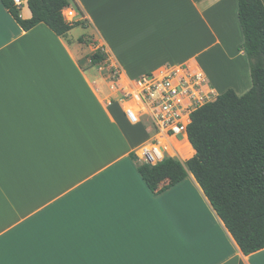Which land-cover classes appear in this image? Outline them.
Listing matches in <instances>:
<instances>
[{
	"label": "crops",
	"instance_id": "crops-1",
	"mask_svg": "<svg viewBox=\"0 0 264 264\" xmlns=\"http://www.w3.org/2000/svg\"><path fill=\"white\" fill-rule=\"evenodd\" d=\"M67 2L86 37L26 31L0 0V264H264L192 173L150 190L133 157L148 134L113 74L186 64L209 100L244 95L253 80L238 0ZM21 16H32L27 1ZM99 47L106 65L82 67Z\"/></svg>",
	"mask_w": 264,
	"mask_h": 264
},
{
	"label": "trees",
	"instance_id": "trees-1",
	"mask_svg": "<svg viewBox=\"0 0 264 264\" xmlns=\"http://www.w3.org/2000/svg\"><path fill=\"white\" fill-rule=\"evenodd\" d=\"M2 2L26 31L44 23L66 36L82 24L64 19L67 0H27L30 18L21 16L14 0ZM238 2L245 38L240 49L249 58L252 88L241 96L229 89L192 113L188 126L192 158L185 163L168 157L156 165L141 164L139 172L156 195L192 173L242 252L250 255L264 249V2ZM107 62L103 47L80 60L82 67Z\"/></svg>",
	"mask_w": 264,
	"mask_h": 264
},
{
	"label": "built area",
	"instance_id": "built-area-1",
	"mask_svg": "<svg viewBox=\"0 0 264 264\" xmlns=\"http://www.w3.org/2000/svg\"><path fill=\"white\" fill-rule=\"evenodd\" d=\"M14 1L22 8L27 0ZM63 16L69 23L77 21V11L71 6L64 8ZM113 74L123 99L128 102L126 115L132 123H141L150 135L134 150L137 160L148 165H156L168 157L180 160L186 147L193 148L188 136L191 115L210 101L205 99L213 94L207 91L202 76L190 71L186 64L134 79L125 77L119 69Z\"/></svg>",
	"mask_w": 264,
	"mask_h": 264
},
{
	"label": "rangeland",
	"instance_id": "rangeland-1",
	"mask_svg": "<svg viewBox=\"0 0 264 264\" xmlns=\"http://www.w3.org/2000/svg\"><path fill=\"white\" fill-rule=\"evenodd\" d=\"M70 6V5H69ZM27 11H28V8H24V12L25 13H27ZM77 15H80L79 13H77ZM81 16V15H80ZM76 19H77V17H76ZM80 25H78V26H76L75 28H73L72 30H71V32L70 33H72V36L73 37H78V36H87V34H86V32H85V28H82V27H79ZM244 40H245V38H244ZM244 43V42H243ZM248 57V56H247ZM249 59V58H248ZM250 63V62H249ZM251 67V66H250ZM213 95V94H212ZM211 98V96L208 98H206L205 100H209ZM144 134H142V132L140 133L141 134V137H146L147 138V134H148V132H147V134H146V132H143ZM148 136H150L149 134H148ZM140 137V138H141ZM194 154H195V150H193V148L192 147H190V146H188V147H186V151H185V153H183V155H181L180 157V161L182 162V163H185L188 159H190V158H192L193 156H194Z\"/></svg>",
	"mask_w": 264,
	"mask_h": 264
}]
</instances>
